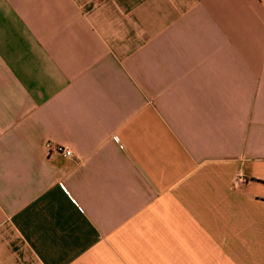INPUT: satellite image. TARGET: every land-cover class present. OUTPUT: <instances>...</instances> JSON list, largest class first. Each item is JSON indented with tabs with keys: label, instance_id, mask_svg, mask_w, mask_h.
Segmentation results:
<instances>
[{
	"label": "crops",
	"instance_id": "crops-1",
	"mask_svg": "<svg viewBox=\"0 0 264 264\" xmlns=\"http://www.w3.org/2000/svg\"><path fill=\"white\" fill-rule=\"evenodd\" d=\"M0 264H264V0H0Z\"/></svg>",
	"mask_w": 264,
	"mask_h": 264
},
{
	"label": "built area",
	"instance_id": "built-area-1",
	"mask_svg": "<svg viewBox=\"0 0 264 264\" xmlns=\"http://www.w3.org/2000/svg\"><path fill=\"white\" fill-rule=\"evenodd\" d=\"M44 150L47 152L48 155L53 153L63 158H70L71 156V152L68 148L61 145H55L51 142H45ZM242 181L243 179L240 176H237L236 178H234L233 183L236 184L237 182H242Z\"/></svg>",
	"mask_w": 264,
	"mask_h": 264
}]
</instances>
